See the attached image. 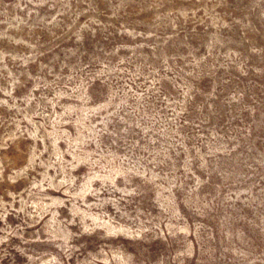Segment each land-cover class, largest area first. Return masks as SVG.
Returning a JSON list of instances; mask_svg holds the SVG:
<instances>
[{
    "label": "rangeland",
    "instance_id": "obj_1",
    "mask_svg": "<svg viewBox=\"0 0 264 264\" xmlns=\"http://www.w3.org/2000/svg\"><path fill=\"white\" fill-rule=\"evenodd\" d=\"M0 264H264V0H0Z\"/></svg>",
    "mask_w": 264,
    "mask_h": 264
}]
</instances>
